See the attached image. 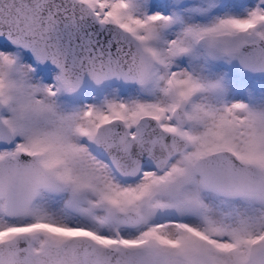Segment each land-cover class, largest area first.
<instances>
[{"label": "snow or ice", "instance_id": "6c2138e0", "mask_svg": "<svg viewBox=\"0 0 264 264\" xmlns=\"http://www.w3.org/2000/svg\"><path fill=\"white\" fill-rule=\"evenodd\" d=\"M0 264H264V0H0Z\"/></svg>", "mask_w": 264, "mask_h": 264}]
</instances>
